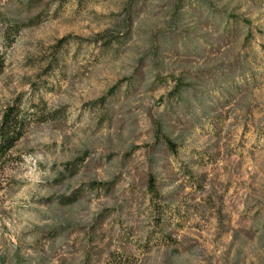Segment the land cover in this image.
<instances>
[{"label": "rangeland", "instance_id": "obj_1", "mask_svg": "<svg viewBox=\"0 0 264 264\" xmlns=\"http://www.w3.org/2000/svg\"><path fill=\"white\" fill-rule=\"evenodd\" d=\"M174 1L0 0V264H264V0Z\"/></svg>", "mask_w": 264, "mask_h": 264}, {"label": "trees", "instance_id": "obj_2", "mask_svg": "<svg viewBox=\"0 0 264 264\" xmlns=\"http://www.w3.org/2000/svg\"><path fill=\"white\" fill-rule=\"evenodd\" d=\"M188 3L186 6H183L179 4L178 2L174 1L170 3V11L171 14H173V18H177L180 15V12L183 9H189L192 11L200 10V6L205 9L207 12L211 11V6L207 0H187ZM126 12V21L125 25L132 26V19L131 16L134 13V9L131 8L129 5L127 8H125ZM214 14H217V12H213ZM228 17V16H227ZM232 16H229L230 18ZM232 19V18H231ZM237 21V18L235 17V22ZM245 24L247 22H244ZM114 40H106L105 44L106 46L110 45ZM1 60V59H0ZM1 61H0V67H1ZM182 84H180L176 89V93H181L179 87ZM24 127V116L22 115L21 111L18 110L17 107H11L7 108L3 114L2 118L0 120V157L5 156L11 149H13L15 143L20 139L22 135V130ZM168 145H170V142H167ZM150 193L155 194V183L153 179H150Z\"/></svg>", "mask_w": 264, "mask_h": 264}]
</instances>
